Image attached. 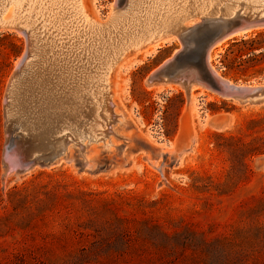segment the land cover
<instances>
[{
	"label": "rangeland",
	"instance_id": "rangeland-1",
	"mask_svg": "<svg viewBox=\"0 0 264 264\" xmlns=\"http://www.w3.org/2000/svg\"><path fill=\"white\" fill-rule=\"evenodd\" d=\"M80 1L97 21L116 6ZM37 20L19 33L0 31V264H264V100L240 102L197 83L187 91L178 81L149 82L178 39L128 51L110 72L117 115L109 145L70 144L63 159L4 172L3 149L22 133L8 126L6 107L24 33L67 51L91 34L87 26L61 32ZM259 31L264 27L213 46L209 64L230 82L264 85L258 49L244 72L222 64L233 39Z\"/></svg>",
	"mask_w": 264,
	"mask_h": 264
},
{
	"label": "bare ground",
	"instance_id": "bare-ground-1",
	"mask_svg": "<svg viewBox=\"0 0 264 264\" xmlns=\"http://www.w3.org/2000/svg\"><path fill=\"white\" fill-rule=\"evenodd\" d=\"M121 1H115L116 6L110 9L106 20L97 21L88 16L80 0H0V31L19 33L24 27L34 28L39 17L44 22H39L41 25L50 24L57 31L61 28L72 31L73 26L78 30L79 25L91 31L87 44H81L82 40L67 51L51 38L50 41L41 38L30 29L33 38L29 32L24 33L27 47L9 80L7 121L28 137L25 140L34 153L46 154L52 163L65 158L70 144L80 148L88 142L110 144L111 139L106 138L113 130L111 123L117 113L112 109L114 104L107 88L109 74L126 52L148 43L154 49L184 35H194L216 17L236 12L249 17L264 15V0H125L120 5ZM191 18L200 20L186 25ZM258 27L262 28L238 30L213 46L220 49L227 39ZM168 81L187 86L181 80H164Z\"/></svg>",
	"mask_w": 264,
	"mask_h": 264
},
{
	"label": "water",
	"instance_id": "water-1",
	"mask_svg": "<svg viewBox=\"0 0 264 264\" xmlns=\"http://www.w3.org/2000/svg\"><path fill=\"white\" fill-rule=\"evenodd\" d=\"M256 26L264 27V15L249 17L236 12L233 15L216 17L202 26L196 34L179 37L181 45L178 50L162 60L149 74L147 80L149 82L181 80L186 83L187 91L190 84L197 83L225 98L240 102L263 101L264 85L229 82L228 79L217 75L209 67L208 62L209 51L217 41L238 30ZM23 55L24 53L19 60H22ZM8 126L16 129L10 124ZM25 139L28 137L21 132L9 137L2 153L5 173H22L37 159L50 162L46 159V154L43 156L34 153Z\"/></svg>",
	"mask_w": 264,
	"mask_h": 264
},
{
	"label": "trees",
	"instance_id": "trees-1",
	"mask_svg": "<svg viewBox=\"0 0 264 264\" xmlns=\"http://www.w3.org/2000/svg\"><path fill=\"white\" fill-rule=\"evenodd\" d=\"M260 36L264 37V31H259L253 37H240L239 39H233L225 49V59L223 67L227 71L238 70L244 72L249 67L256 64L258 60L257 54H261L264 57V43L261 44L258 41ZM258 49V53L254 52ZM228 53H233L232 59H227ZM244 55V56H243Z\"/></svg>",
	"mask_w": 264,
	"mask_h": 264
}]
</instances>
